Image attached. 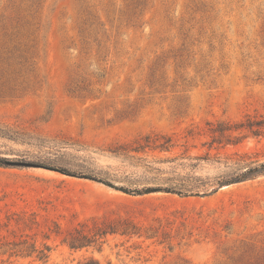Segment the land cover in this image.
<instances>
[{"label": "rangeland", "instance_id": "374dc122", "mask_svg": "<svg viewBox=\"0 0 264 264\" xmlns=\"http://www.w3.org/2000/svg\"><path fill=\"white\" fill-rule=\"evenodd\" d=\"M264 113V0H0V120L67 144L60 153L0 138V152L153 185L175 164L110 153L172 135L205 154L207 123ZM193 129L194 136L188 135ZM211 150L264 159V137ZM55 152V151H52ZM135 154V153H134ZM217 161L195 169L214 177ZM178 171H187L177 168ZM122 181V182H121ZM224 186V185H223ZM129 219L142 235L108 233L71 249L72 232ZM50 247L48 261L11 255ZM264 264V176L204 197L130 195L42 167H0V264Z\"/></svg>", "mask_w": 264, "mask_h": 264}, {"label": "trees", "instance_id": "16d2710c", "mask_svg": "<svg viewBox=\"0 0 264 264\" xmlns=\"http://www.w3.org/2000/svg\"><path fill=\"white\" fill-rule=\"evenodd\" d=\"M210 127L208 133L211 137L208 144V151L205 154H193L190 147L184 146L183 152L173 153V150L180 144L172 135L154 134L136 139L132 143L115 145L110 149V153L124 156L126 158L144 160L143 157H137V154L147 153L149 150L168 152L171 156L159 158L161 162L174 163L175 167L170 176H161L160 169L151 164H145L146 171L154 172L155 176L151 179L155 181L153 185H148L137 179L128 178L123 183L118 184L116 175L110 173L95 172L91 169L80 167H71L57 162L54 158L41 157L29 158L26 156H10L0 152V167H29L42 166L50 168L61 173L72 176H79L86 179L95 180L100 183L122 191L130 195H145L153 192H167L177 194L181 197H204L216 193L223 185L241 183L254 180L264 176V159H260L249 153H226L221 155L218 151L214 155L211 150L218 149L216 145L224 148L228 144L236 145L243 139L252 137H264V113L246 114L239 121H218L217 123L208 122ZM193 129L188 130V135L194 136ZM0 138L10 141L25 143L41 150H48L53 155L60 153V148L67 144L63 139L56 137H42L35 132L29 131L24 127L12 125L0 120ZM55 151V152H52ZM135 153V154H134ZM214 160L224 166V171L214 177L202 176L196 173L195 169L201 161ZM177 168H183L187 171L180 172ZM122 182V181H121ZM108 233H120L122 235H142L141 228L129 219H121L118 223L110 222L103 228H99L94 233H84L81 230L72 232L67 239L71 249H80L83 247L97 244L99 239ZM11 255L31 256L37 252L39 260L46 262L49 258L50 247L38 249L35 244H27L26 241L14 243ZM86 264H98L95 261H89Z\"/></svg>", "mask_w": 264, "mask_h": 264}, {"label": "water", "instance_id": "95a60500", "mask_svg": "<svg viewBox=\"0 0 264 264\" xmlns=\"http://www.w3.org/2000/svg\"><path fill=\"white\" fill-rule=\"evenodd\" d=\"M227 187V185L221 186V188Z\"/></svg>", "mask_w": 264, "mask_h": 264}]
</instances>
